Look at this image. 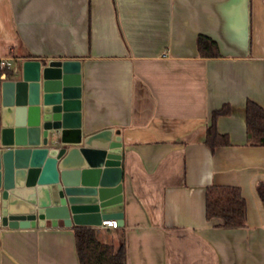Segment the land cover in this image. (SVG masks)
<instances>
[{
    "label": "crops",
    "instance_id": "obj_1",
    "mask_svg": "<svg viewBox=\"0 0 264 264\" xmlns=\"http://www.w3.org/2000/svg\"><path fill=\"white\" fill-rule=\"evenodd\" d=\"M220 55L202 57L197 38ZM81 63L89 147L121 143L126 264H264V145L249 143L247 101L264 107V0H0L2 82L24 59ZM1 61L9 62L2 66ZM229 144L205 142L212 112ZM209 185L238 187L245 226L205 213ZM72 223L0 230V264H79Z\"/></svg>",
    "mask_w": 264,
    "mask_h": 264
},
{
    "label": "water",
    "instance_id": "obj_2",
    "mask_svg": "<svg viewBox=\"0 0 264 264\" xmlns=\"http://www.w3.org/2000/svg\"><path fill=\"white\" fill-rule=\"evenodd\" d=\"M81 63L24 59L1 84L0 210L3 226H96L121 211L118 141L86 145L81 130Z\"/></svg>",
    "mask_w": 264,
    "mask_h": 264
},
{
    "label": "trees",
    "instance_id": "obj_3",
    "mask_svg": "<svg viewBox=\"0 0 264 264\" xmlns=\"http://www.w3.org/2000/svg\"><path fill=\"white\" fill-rule=\"evenodd\" d=\"M197 48L202 57L220 55L217 43L207 36L199 35ZM229 105H223L212 112L211 122L206 129L205 142L213 149L220 145H228L227 135L216 128V118L222 114H230ZM247 138L252 145H264V107L247 101L244 109ZM264 198V188L259 189ZM205 213L208 220L217 219V226L237 228L245 226L246 203L238 187L209 185L206 188ZM74 244L79 264H126L125 243L123 236L117 245L100 240L98 229L92 226L75 225L73 227Z\"/></svg>",
    "mask_w": 264,
    "mask_h": 264
},
{
    "label": "built area",
    "instance_id": "obj_4",
    "mask_svg": "<svg viewBox=\"0 0 264 264\" xmlns=\"http://www.w3.org/2000/svg\"><path fill=\"white\" fill-rule=\"evenodd\" d=\"M9 62L1 61V65L3 66H9ZM119 227L118 220L115 218H108V219H102L101 223L98 225V228H108V229H116ZM4 226L2 224V214L0 210V230L3 229Z\"/></svg>",
    "mask_w": 264,
    "mask_h": 264
}]
</instances>
